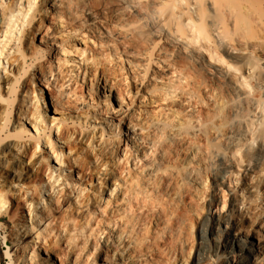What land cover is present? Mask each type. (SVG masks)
Masks as SVG:
<instances>
[{
	"label": "bare ground",
	"instance_id": "1",
	"mask_svg": "<svg viewBox=\"0 0 264 264\" xmlns=\"http://www.w3.org/2000/svg\"><path fill=\"white\" fill-rule=\"evenodd\" d=\"M0 188L12 264H264V0H0Z\"/></svg>",
	"mask_w": 264,
	"mask_h": 264
},
{
	"label": "rangeland",
	"instance_id": "2",
	"mask_svg": "<svg viewBox=\"0 0 264 264\" xmlns=\"http://www.w3.org/2000/svg\"><path fill=\"white\" fill-rule=\"evenodd\" d=\"M39 38V37H38ZM37 36L32 37L31 44L34 45L38 41ZM219 64V63H217ZM30 88V83L27 82L26 89ZM32 88H30L31 90ZM48 149H45L41 151V156H46ZM51 165L55 166V162L51 161ZM56 168V167H55ZM49 173V170L45 171V175ZM87 179V177H86ZM39 180L34 177L30 181L26 180L24 182L25 187H30V192H37V187L42 186L40 185ZM86 184V180L83 181V185ZM24 188V187H23ZM1 189V188H0ZM22 190L18 194H14L11 192H6L5 198H4V204L2 208L0 209V214L3 215V218H0V264H12L10 262V258L7 255V250L9 252H13V246L12 243L15 240V232L16 228L21 226L25 223V220L28 219V209H27V199L28 194H22ZM30 194V193H29ZM36 195V193H35ZM67 207V204H64L62 207V204L60 207L54 211L53 214H55L58 217H62L64 213V209ZM5 241L9 244V248L5 244ZM14 264V263H13Z\"/></svg>",
	"mask_w": 264,
	"mask_h": 264
}]
</instances>
